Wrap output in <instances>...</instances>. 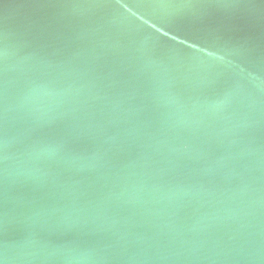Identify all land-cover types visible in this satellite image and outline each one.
I'll return each instance as SVG.
<instances>
[{
  "label": "water",
  "instance_id": "1",
  "mask_svg": "<svg viewBox=\"0 0 264 264\" xmlns=\"http://www.w3.org/2000/svg\"><path fill=\"white\" fill-rule=\"evenodd\" d=\"M0 264H264V0H0Z\"/></svg>",
  "mask_w": 264,
  "mask_h": 264
}]
</instances>
